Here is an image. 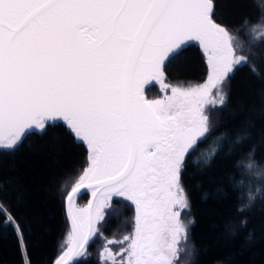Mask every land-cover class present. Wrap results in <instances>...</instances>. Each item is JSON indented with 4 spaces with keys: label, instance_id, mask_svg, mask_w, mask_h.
Segmentation results:
<instances>
[{
    "label": "snow or ice",
    "instance_id": "obj_1",
    "mask_svg": "<svg viewBox=\"0 0 264 264\" xmlns=\"http://www.w3.org/2000/svg\"><path fill=\"white\" fill-rule=\"evenodd\" d=\"M214 7V0H0V149L15 150L31 130L62 120L90 152L89 166L66 195L72 228L55 264L86 257L98 234L102 264H176L180 242H187L182 170L208 139L211 111L227 105L229 74L249 67L253 55L213 19ZM246 30L251 46L264 45V16ZM189 41L207 53V81L165 84L166 62ZM149 81L163 85L162 99L145 97ZM220 147L214 143L203 162ZM235 166L259 167L251 157ZM82 188L91 189L95 202L72 211ZM113 197L136 211L132 232L120 240L97 227Z\"/></svg>",
    "mask_w": 264,
    "mask_h": 264
},
{
    "label": "trees",
    "instance_id": "obj_2",
    "mask_svg": "<svg viewBox=\"0 0 264 264\" xmlns=\"http://www.w3.org/2000/svg\"><path fill=\"white\" fill-rule=\"evenodd\" d=\"M213 19L226 26L237 45L249 55V67L237 68L226 82V107L211 111L213 128L205 143L188 158L181 184L189 207L188 238L192 252L179 254L182 264H264V45L251 46L246 23L264 13L260 0H214ZM255 67V73L251 66ZM209 64L202 45L189 41L181 55L166 62L164 82L194 85L205 80ZM147 99L163 95L158 81L145 88ZM226 139L217 140L218 137ZM237 136L239 143H234ZM222 145L210 162L204 153ZM90 152L62 120L50 121L46 131L31 130L15 150L0 149V264H55L66 247L70 231L65 200ZM251 157L258 168L240 172L235 166ZM235 185V186H234ZM249 193L254 199L249 198ZM90 192L76 203L84 204ZM239 198H243L242 200ZM99 225L103 237L121 238L134 228L135 206L113 197ZM244 209L241 210L240 205ZM22 234V240H21ZM98 234L89 240L86 257L73 264H102Z\"/></svg>",
    "mask_w": 264,
    "mask_h": 264
},
{
    "label": "rangeland",
    "instance_id": "obj_3",
    "mask_svg": "<svg viewBox=\"0 0 264 264\" xmlns=\"http://www.w3.org/2000/svg\"><path fill=\"white\" fill-rule=\"evenodd\" d=\"M261 1V3L264 5V0H260ZM262 16H264V13H263V15ZM261 16V17H262ZM261 19V18H260ZM259 19V20H260ZM257 21H255V22H253L252 24H255ZM223 26V25H222ZM224 27H226V26H224ZM227 28V27H226ZM228 29V28H227ZM228 31H229V29H228ZM230 32V31H229ZM230 34H231V32H230ZM202 47H203V45H202ZM204 49V48H203ZM205 54H206V58H207V61H208V56H207V53L205 52ZM209 64V63H208ZM210 72H211V67H210V65H209V72H208V75H207V77L205 78V80H203L202 82H200V83H197V84H194V85H180V86H184V87H195V86H198V85H202V84H204L206 81H207V79H208V77H209V74H210ZM165 84H168L167 82H164ZM160 84V83H159ZM168 85H170V86H176L177 84H168ZM160 86H161V88H162V90H163V85L162 84H160ZM215 91V90H214ZM225 91H226V87H225ZM169 95L171 94L170 93V91H169V93H168ZM164 97V93H163V95L162 96H160V97H157V98H154V99H150V100H156V99H162ZM89 166V162H88V164H87V167ZM86 167V168H87ZM85 168V169H86ZM84 169V170H85ZM83 170V171H84ZM83 171L80 173V175H82L83 174ZM79 175V176H80ZM79 176H78V178H79ZM77 178V179H78ZM77 179H76V181H77ZM75 181V182H76ZM75 184V183H74ZM182 185V184H181ZM183 187V186H182ZM186 193V192H185ZM187 195V194H186ZM188 198V197H187ZM89 201V200H88ZM88 201L86 202V203H84V204H79V203H76L75 202V211H78V210H80V209H86L87 207H88ZM188 203H189V201H188ZM135 215H136V211H135ZM135 215H134V221H135ZM181 220L182 221H184L185 222V224H187V242L185 243L184 241H181L180 242V245H179V247L181 248V249H183V251H185L186 253H187V255H190L191 254V252H192V246H191V244H190V240H189V238H188V230H189V226H190V224L192 223V219L190 218V217H186V216H182L181 215ZM189 221H191V223H188ZM97 227H98V225H97ZM132 232V231H131ZM131 232H127L126 234H124L123 236H125V235H128V234H130ZM69 233H70V231H69ZM68 233V234H69ZM68 234H67V236H68ZM66 236V237H67ZM122 236V237H123ZM122 237L121 238H117V237H114V236H111V237H108L107 239H116V240H120V239H122ZM66 241V240H65ZM104 244L101 246V248H100V253L103 251V248H104ZM111 248H112V251L113 252H118L119 251V248L117 247V246H115V245H112V246H110ZM66 248H67V244H66V247H65V249H64V251H66ZM63 251V252H64ZM63 252L61 253V255L63 254ZM60 255V256H61ZM59 256V257H60ZM58 257V258H59ZM57 258V259H58ZM100 259H101V257H100ZM101 263H102V260H101ZM176 264H180V263H178L177 261H176ZM182 264V263H181Z\"/></svg>",
    "mask_w": 264,
    "mask_h": 264
},
{
    "label": "water",
    "instance_id": "obj_4",
    "mask_svg": "<svg viewBox=\"0 0 264 264\" xmlns=\"http://www.w3.org/2000/svg\"><path fill=\"white\" fill-rule=\"evenodd\" d=\"M199 42V41H197ZM200 43V42H199ZM155 81H149L148 83H146L144 86H143V92L145 91V88L150 84V83H153ZM145 95V93H144ZM146 97V96H145ZM86 143V142H85ZM89 150V149H88ZM86 191H89L90 192V197H89V201H88V205L90 203H94L95 202V198L92 196V191L91 189H87V188H82L80 189V191L76 194V196L74 197V200H73V205H72V211H75V202H76V199L77 197L83 193V192H86ZM97 195H99V193H97ZM65 209H66V215H67V219H68V223H69V228H70V232H71V228H72V222H71V216L69 214V204L67 202V200H65ZM79 257H76L74 258L73 260H69L68 261V264H73Z\"/></svg>",
    "mask_w": 264,
    "mask_h": 264
}]
</instances>
